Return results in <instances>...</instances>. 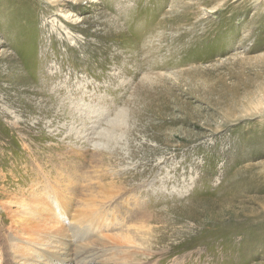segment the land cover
<instances>
[{"label":"rangeland","instance_id":"1","mask_svg":"<svg viewBox=\"0 0 264 264\" xmlns=\"http://www.w3.org/2000/svg\"><path fill=\"white\" fill-rule=\"evenodd\" d=\"M30 196L72 264H264V0H0V264Z\"/></svg>","mask_w":264,"mask_h":264},{"label":"bare ground","instance_id":"2","mask_svg":"<svg viewBox=\"0 0 264 264\" xmlns=\"http://www.w3.org/2000/svg\"><path fill=\"white\" fill-rule=\"evenodd\" d=\"M40 198H41L40 196H30L28 198L29 200L28 204H24L25 202L23 201L22 198H20L19 199L20 203L21 205H23L22 207H24L25 209L24 217H18L17 219H14V215L13 214L11 215L14 222L22 221L26 223V225L17 224V228H15V231H17V233H23V231H25L28 233H32L35 236H38L37 238H34L33 235L30 234L28 235L29 239H26V241H28V243H30L33 246V249H40L44 252L43 255H37L33 259L19 260V264H72L73 262L72 258H70L68 254L69 246L68 248L67 246L63 247V250L59 251L56 254L54 252L55 251L54 248L51 247L50 242L47 241V239L43 240L40 236L42 233L41 231L42 223L40 222L44 221V219H41L42 217L40 216L41 210L39 211L37 209L40 204L39 201ZM44 255H46V257H43Z\"/></svg>","mask_w":264,"mask_h":264}]
</instances>
